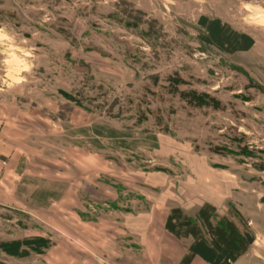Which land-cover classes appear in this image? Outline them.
Instances as JSON below:
<instances>
[{
    "label": "rangeland",
    "instance_id": "1",
    "mask_svg": "<svg viewBox=\"0 0 264 264\" xmlns=\"http://www.w3.org/2000/svg\"><path fill=\"white\" fill-rule=\"evenodd\" d=\"M243 4L264 9L0 0V264H111L110 244L139 264L126 225L212 193L232 216L264 212V27ZM203 14L253 30L256 47L208 46ZM12 54L31 65L20 83Z\"/></svg>",
    "mask_w": 264,
    "mask_h": 264
},
{
    "label": "crops",
    "instance_id": "2",
    "mask_svg": "<svg viewBox=\"0 0 264 264\" xmlns=\"http://www.w3.org/2000/svg\"><path fill=\"white\" fill-rule=\"evenodd\" d=\"M198 24L202 41L220 52L229 55L247 54L256 47V36L253 30L241 29L234 22L221 16L203 14L198 19ZM216 33L219 34V39L214 36ZM5 144L0 132V158H4L5 153H7L4 147ZM206 203L217 209V218L213 221L215 224L221 218L228 217L242 231H248L255 237L251 247L233 264H264V212H243L238 209L239 212L232 216L228 210H220L221 205L225 202L215 193H212L209 198L193 201L187 208L182 206L173 208H181L185 214L197 219L199 225L205 231L198 214ZM170 211L151 212L137 220L138 224L125 226L131 234L140 239L141 259L139 264H181L184 257L189 253L190 246L194 242L193 237L177 239L165 229ZM107 249L106 252L110 254L111 259H114V263L110 260L111 264H130L129 257L116 252V247H111L110 244ZM81 257L77 264H91L90 260L93 261L88 252L82 253ZM99 261L101 260L99 259ZM93 262L92 264H103L95 259ZM190 264L210 263L202 257L196 256Z\"/></svg>",
    "mask_w": 264,
    "mask_h": 264
},
{
    "label": "trees",
    "instance_id": "3",
    "mask_svg": "<svg viewBox=\"0 0 264 264\" xmlns=\"http://www.w3.org/2000/svg\"><path fill=\"white\" fill-rule=\"evenodd\" d=\"M214 36L217 39L220 37L218 33ZM198 217L205 231L197 219L185 214L181 208H173L167 218L165 229L168 233L177 239H194L181 264H190L196 256L210 264H233L255 241L252 233L242 231L228 217L221 218L215 224L217 209L211 204L206 203Z\"/></svg>",
    "mask_w": 264,
    "mask_h": 264
},
{
    "label": "clouds",
    "instance_id": "4",
    "mask_svg": "<svg viewBox=\"0 0 264 264\" xmlns=\"http://www.w3.org/2000/svg\"><path fill=\"white\" fill-rule=\"evenodd\" d=\"M243 7L245 9H249L250 11H255V15L246 18V20L250 21L251 23H254L258 26L264 27V9H260L259 7L253 9V6L251 4H243ZM10 37L4 34L3 29H0V41L3 40H9ZM25 56L30 55V53L25 52ZM13 61L16 62L17 67L15 69V77L13 78L14 83H20L23 80V77L20 76V72H27L30 71L31 65L26 63L24 60L19 59L14 54H12V60H5L4 63L10 64ZM12 70H9V75H11ZM11 87V84L9 85Z\"/></svg>",
    "mask_w": 264,
    "mask_h": 264
}]
</instances>
